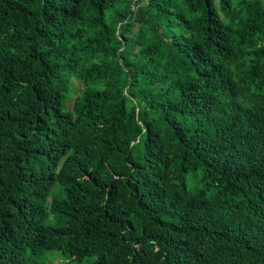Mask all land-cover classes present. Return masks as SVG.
<instances>
[{
    "label": "trees",
    "instance_id": "1",
    "mask_svg": "<svg viewBox=\"0 0 264 264\" xmlns=\"http://www.w3.org/2000/svg\"><path fill=\"white\" fill-rule=\"evenodd\" d=\"M264 264V0H0V264Z\"/></svg>",
    "mask_w": 264,
    "mask_h": 264
},
{
    "label": "rangeland",
    "instance_id": "2",
    "mask_svg": "<svg viewBox=\"0 0 264 264\" xmlns=\"http://www.w3.org/2000/svg\"><path fill=\"white\" fill-rule=\"evenodd\" d=\"M37 258L45 259L47 264H87L88 259L83 262H72L66 260V258L55 250H49L44 253V255H38Z\"/></svg>",
    "mask_w": 264,
    "mask_h": 264
}]
</instances>
